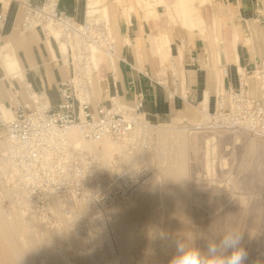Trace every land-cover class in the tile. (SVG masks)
I'll list each match as a JSON object with an SVG mask.
<instances>
[{"label": "rangeland", "instance_id": "1", "mask_svg": "<svg viewBox=\"0 0 264 264\" xmlns=\"http://www.w3.org/2000/svg\"><path fill=\"white\" fill-rule=\"evenodd\" d=\"M1 2L5 10L7 0ZM97 2L107 4L108 11L116 13L132 9L131 22L142 20L143 14L153 19L149 20L153 28L145 27L147 33L158 32L166 18L172 23L169 27L202 42L216 69L235 66L233 25L238 12L232 5L225 7L226 0H94L93 9L86 5L89 15L101 13ZM85 3L82 0L83 7ZM228 10L232 19L223 21ZM106 15L110 20V11ZM193 17L204 20L206 32L181 28L178 21ZM206 33L218 37L213 45L215 50L224 49V55H216ZM56 63L62 65L60 59ZM96 86L99 88L97 83ZM100 89L105 92L108 84ZM0 110L4 114L1 107ZM202 117L201 112L196 121L170 117L147 120L142 115V124L151 128L149 147L132 153L126 151L124 141L110 139L119 143L121 150L108 153L106 161L120 157L124 161L122 166H140L145 162L151 177L138 194L142 199V194L149 193L148 198L139 202L142 209L134 216H119L110 208L104 230H89L83 235L68 225L59 231L51 230L33 214L0 202V264H170L177 238L194 239L196 246L204 249L210 239L218 238L229 227L243 233L242 246L248 252L246 264H264V140L245 132H210L189 125ZM183 125L189 127L184 129ZM163 131L169 135L165 151ZM4 134L3 128L0 153L4 150ZM96 146L103 148L101 143ZM120 203L126 209L130 202ZM36 230L40 235L42 232V238Z\"/></svg>", "mask_w": 264, "mask_h": 264}, {"label": "built area", "instance_id": "2", "mask_svg": "<svg viewBox=\"0 0 264 264\" xmlns=\"http://www.w3.org/2000/svg\"><path fill=\"white\" fill-rule=\"evenodd\" d=\"M16 2L23 10L21 33L39 30L44 37L56 35L66 46L59 56L68 75L58 83L56 105L40 91L27 102L16 101L9 118L0 110V128L5 130L0 202L33 214L51 230L65 225L82 235L104 230L112 205L135 199L149 184L151 171L145 162L122 166L120 157L105 168L96 153L76 147L68 132L77 127L86 140L124 141L129 153L148 148L151 128L142 124L144 100L139 96L126 104L116 92L107 102L95 100V53L110 64V76L116 80V39L108 17L88 15L86 6L84 19L77 21L60 9L61 0ZM6 19L7 10L1 9L0 25ZM155 81L165 85L164 80ZM201 113L203 117L189 125L264 140V58L252 70H237L236 86L218 92L214 109L202 108Z\"/></svg>", "mask_w": 264, "mask_h": 264}, {"label": "crops", "instance_id": "3", "mask_svg": "<svg viewBox=\"0 0 264 264\" xmlns=\"http://www.w3.org/2000/svg\"><path fill=\"white\" fill-rule=\"evenodd\" d=\"M1 1L0 10H4ZM11 1L6 2L7 19L0 27V107L10 109L16 101H29L28 87L44 92L49 103L56 105L60 100L58 83L68 75L67 69L56 63L59 47L39 30L21 33L23 10L16 0L14 3ZM91 1L94 0H86L83 7L82 0H61L60 9L77 21H82L86 5L93 9L94 3ZM97 4L102 13L103 6ZM230 5L238 12L233 25L232 53L235 66L228 65L222 70L216 69L200 40L169 27L172 23L166 18L162 19L163 26L158 32L147 33L145 27L153 28V23L149 22L153 19L143 14L147 25L142 24L143 19L141 22L139 19L131 22L132 9H123L122 13L109 10L111 30L116 39V80L111 78L109 65L104 61L105 73L102 71L96 77L99 88L95 86V100L107 102L116 92L121 102L132 104L141 96L144 100L142 115L147 120L170 117L196 121L202 108L212 111L217 93L229 86H236L237 69L252 70L264 58V0H226L224 6L229 9ZM104 8L107 14V4ZM229 19L232 17L228 10L223 21ZM178 22L188 32H206L204 20L193 17ZM206 34L215 50L213 44L218 41V37ZM7 52L12 57L10 63L4 58ZM215 53L224 55L225 50H215ZM163 72L164 76L161 75ZM105 74L110 77L108 80ZM158 78L163 79L165 85L157 84L155 80ZM105 83L108 84V90L101 92L100 87ZM0 130L1 137L3 128Z\"/></svg>", "mask_w": 264, "mask_h": 264}, {"label": "clouds", "instance_id": "4", "mask_svg": "<svg viewBox=\"0 0 264 264\" xmlns=\"http://www.w3.org/2000/svg\"><path fill=\"white\" fill-rule=\"evenodd\" d=\"M242 241V231L234 227L226 228L218 238L210 239L204 249L197 247L194 239L183 236L175 241V254L170 264H246L248 252Z\"/></svg>", "mask_w": 264, "mask_h": 264}, {"label": "bare ground", "instance_id": "5", "mask_svg": "<svg viewBox=\"0 0 264 264\" xmlns=\"http://www.w3.org/2000/svg\"><path fill=\"white\" fill-rule=\"evenodd\" d=\"M105 5H103V7H102V13L100 14V15H102V16H104V17H106V10H105ZM195 10H197V9H195ZM193 13H195L194 12V10H193ZM197 13H199V11H197ZM200 14V13H199ZM89 15V14H88ZM2 25H0V27H1ZM48 39H50V40H53L54 42H55V44L59 47V53H60V51H65V49H66V46L63 44V43H61V42H59L58 40H57V36L56 35H52L51 37H49ZM0 50H2V46H0ZM1 52V51H0ZM3 52V51H2ZM4 58L10 63L11 62V55L10 54H8V53H5V56H4ZM59 59H60V56H59ZM94 63H95V65H96V67L99 69V74L97 75V76H99L102 72H100V71H103V67H102V63H103V56H102V54L100 53V52H97L95 55H94ZM13 66V65H12ZM109 67H110V64H109ZM112 69V68H111ZM12 72H14L13 71V69H12ZM96 76V77H97ZM26 87H28V86H26ZM28 89H30V94H31V96L32 97H34V98H36L37 96H38V93H37V91H33L30 87H28ZM4 110V109H3ZM4 114H5V116H4V114H3V117L4 118H9V117H11V115H12V113H11V111H10V109H8V108H6L4 111ZM11 113V114H10ZM182 127H184V129H186V127L188 128L189 126H187V125H183ZM194 129H197V128H195V127H193ZM161 133V132H160ZM68 135H69V138H70V140L72 141V143L76 146V147H86L89 151H92V152H94V153H96L98 156H99V158L101 159V161H102V164H103V166L105 167V168H107L108 166H109V164H110V162L109 161H106L105 159V157L107 156V154L108 153H111V152H113V151H116V150H121V145L119 144V143H114V142H111L110 141V139L111 138H109V137H105V138H102V139H100V140H96V141H94V140H86L85 138H83L82 137V135H81V133H80V131H79V129L77 128V127H72L70 130H69V132H68ZM168 133H167V131H163L162 133H161V140H162V142H163V145H162V151H165L166 150V148H167V145H166V142H167V139H168ZM98 143H101L102 144V146H103V148L102 149H98L97 148V146H96V144H98ZM3 152V151H2ZM2 152L0 153V156H1V154H2ZM164 153V152H163ZM124 163V161L123 160H121V165H124L123 164ZM3 167H4V163H3V161H2V159H1V157H0V169H3ZM174 177V176H173ZM172 177V178H173ZM174 178H176V177H174ZM174 180V179H173ZM143 191V190H142ZM146 193V192H145ZM149 194V193H148ZM148 194H142V199L144 198V199H146V198H148L147 197V195ZM142 199H139V195L135 198V199H133V200H130V201H128V202H130L129 204H128V206L126 207V209H123L122 208V203H120V202H118V203H115L114 205H112V210H114V212L117 214V215H122V214H128V215H132V216H134V215H136L141 209H142V206H141V203L139 204V202H140V200H142ZM131 201H133V202H131ZM128 202H125V203H128ZM143 203V202H142ZM23 212H25V211H23ZM29 213V212H28ZM126 214V215H127ZM165 214L166 213H164V215L163 216H165ZM28 217H29V215H28ZM27 217V218H28ZM30 218H32V217H30ZM29 219V218H28ZM30 225H31V223H29ZM26 226V225H25ZM32 226V225H31ZM33 227V226H32ZM34 228V227H33ZM30 229H32V228H30ZM61 230V229H60ZM59 231V230H58ZM36 233L37 234H39L40 235V233H39V231H37L36 230ZM33 234H35V233H33ZM36 234V235H37ZM38 236V235H37ZM41 238L43 237L42 236V232H41ZM38 238V237H37ZM41 238H40V241H41ZM39 241V242H40ZM26 264V263H25Z\"/></svg>", "mask_w": 264, "mask_h": 264}]
</instances>
